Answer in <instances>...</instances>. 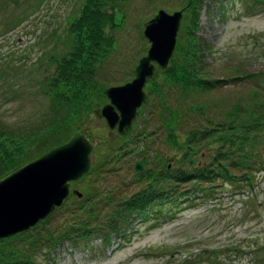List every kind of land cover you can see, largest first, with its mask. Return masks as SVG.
<instances>
[{
    "label": "rangeland",
    "instance_id": "rangeland-1",
    "mask_svg": "<svg viewBox=\"0 0 264 264\" xmlns=\"http://www.w3.org/2000/svg\"><path fill=\"white\" fill-rule=\"evenodd\" d=\"M81 2L0 0V128L16 127L27 134L29 127H37L40 117L48 115V100L40 93L41 79L53 71L52 58L67 50L66 29ZM182 2L124 0V18L114 31L116 46L99 65L97 79L107 85L130 81L138 59L149 46L142 34L144 22L157 9L172 12L181 8ZM184 19L183 16L179 30ZM196 33L214 50L205 53L208 77L227 78L230 67L238 66L250 73L264 72V0H205ZM255 86L252 81H230L205 94L186 96L177 87L166 88V101L171 105L183 101L186 108H191L189 114L183 115L185 128L177 130L180 140H184L183 134L195 123L197 114L203 118L200 112L192 111L197 104L210 105L206 114L228 108L237 101H248L249 90ZM145 104V114L135 118L134 126L145 131L146 136L135 144L129 143L128 148L133 150L121 160L105 163L85 179L73 182L72 188L82 192L95 186L107 189L112 184L130 195L144 184L136 179L140 174L134 169L137 160L147 159L142 172L149 166H160L161 162H154L159 157L178 166L181 152L166 140L159 99L148 96ZM91 124L102 125L103 121L92 114ZM119 143L114 145L119 147ZM109 144L97 142L92 165L112 149ZM207 151L203 148L194 155L195 165L208 161ZM232 172L241 174L238 170ZM208 185H197L205 189L188 192L161 210L136 218L122 234H110L108 242L99 233L104 230L94 232L86 241H65L55 248L53 258L45 257L43 264H264V170L253 171L251 185L245 180L234 185L216 179L214 190L207 195ZM191 186L180 183L179 190ZM68 198L71 201L72 196ZM61 210L54 211V224L64 214L65 210Z\"/></svg>",
    "mask_w": 264,
    "mask_h": 264
},
{
    "label": "trees",
    "instance_id": "trees-1",
    "mask_svg": "<svg viewBox=\"0 0 264 264\" xmlns=\"http://www.w3.org/2000/svg\"><path fill=\"white\" fill-rule=\"evenodd\" d=\"M204 1L183 0L185 19L168 70L164 74L156 72L146 84L148 96L157 97L161 104L159 116L167 131V142L181 152L178 166L170 165L166 158L154 159L155 163L161 162L160 166H149L136 174V179L144 184L130 195L112 184L107 189L95 186L82 190L81 198L71 194V201L68 198L55 209L65 210L58 223L54 224L55 212H52L30 229L0 239V264H43L44 260L53 258L55 248L65 241L71 244L86 241L99 230L106 231L99 233L108 242L110 234H122L133 226L136 218H145L149 212L161 210L163 205L188 192L205 189L197 185L207 182L209 195L216 179L234 185L245 180L251 185L253 171L264 170V72L250 73L238 66L230 67L227 78L207 76L205 53L214 50L196 33ZM123 2L82 0L66 29L67 50L52 58L53 71L41 79L40 93L48 100V115L40 117L37 127H29L31 131L27 134L16 127L0 128V178L67 141L84 124L91 123L94 110L106 101L108 85L99 81L96 74L116 46L114 31L120 26L118 21L124 18ZM230 81H252L256 85L249 90L248 101H237L207 114L206 107L210 105L197 104L192 111L200 112L203 118L197 114L195 123L183 134L184 140H180L177 130L184 127L183 115L189 114L191 108H186L183 101L171 105L166 101V88L177 87L185 96L205 94ZM146 107L147 104L143 105L139 118L145 114ZM145 136L146 132L133 124L128 134L117 135L114 143L120 142L119 147L111 141L115 139L99 140V144L110 143L112 149L80 180L105 163L121 160L133 150L128 148L129 143L135 144ZM203 148L209 150L208 161L190 165V159ZM232 170L241 174L236 175ZM186 182L192 184L191 188L180 191L179 184Z\"/></svg>",
    "mask_w": 264,
    "mask_h": 264
},
{
    "label": "water",
    "instance_id": "water-1",
    "mask_svg": "<svg viewBox=\"0 0 264 264\" xmlns=\"http://www.w3.org/2000/svg\"><path fill=\"white\" fill-rule=\"evenodd\" d=\"M182 18L183 9L167 12L160 8L144 22L147 52L139 58L130 81L105 89L108 100L94 112L102 125L85 124L67 141L0 178V239L30 229L62 205L70 193L82 197L80 190L70 189L71 182L90 171L97 140L131 129L147 99V79L155 71L167 72ZM194 162L195 157L190 160ZM146 164L145 158L137 160L135 172L140 173Z\"/></svg>",
    "mask_w": 264,
    "mask_h": 264
}]
</instances>
